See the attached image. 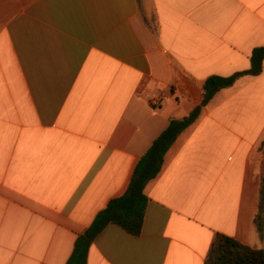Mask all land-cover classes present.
<instances>
[{"label":"crops","instance_id":"crops-1","mask_svg":"<svg viewBox=\"0 0 264 264\" xmlns=\"http://www.w3.org/2000/svg\"><path fill=\"white\" fill-rule=\"evenodd\" d=\"M261 46L264 0H0V264H68L170 119ZM262 182L264 70L202 108L141 235L108 225L88 264H206L217 234L263 249Z\"/></svg>","mask_w":264,"mask_h":264},{"label":"trees","instance_id":"trees-1","mask_svg":"<svg viewBox=\"0 0 264 264\" xmlns=\"http://www.w3.org/2000/svg\"><path fill=\"white\" fill-rule=\"evenodd\" d=\"M263 70L264 46H261L253 51L249 70L227 77L216 75L208 78L204 84L202 103L187 117L170 119L167 129L139 160L125 194L110 201L108 206L96 216L91 226L78 237L68 264H88L93 242L110 224L122 227L133 236H140L150 201L145 192L146 186L161 173L165 156L171 146L180 134L198 119L202 108L208 105L218 92L232 87L243 76H259ZM262 196H264V182H262ZM255 222L264 232V225H260V216ZM206 264H264V248L253 249L234 238L217 234Z\"/></svg>","mask_w":264,"mask_h":264},{"label":"rangeland","instance_id":"rangeland-1","mask_svg":"<svg viewBox=\"0 0 264 264\" xmlns=\"http://www.w3.org/2000/svg\"><path fill=\"white\" fill-rule=\"evenodd\" d=\"M260 220H262V222H264V196H263V199H262V206H261V209H260ZM264 225V223H263Z\"/></svg>","mask_w":264,"mask_h":264},{"label":"built area","instance_id":"built-area-1","mask_svg":"<svg viewBox=\"0 0 264 264\" xmlns=\"http://www.w3.org/2000/svg\"><path fill=\"white\" fill-rule=\"evenodd\" d=\"M155 105H158V102H156Z\"/></svg>","mask_w":264,"mask_h":264}]
</instances>
